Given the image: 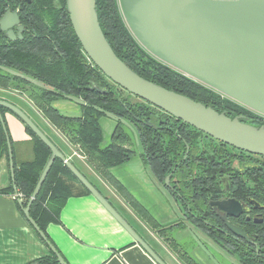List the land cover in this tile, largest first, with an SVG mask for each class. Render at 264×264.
I'll use <instances>...</instances> for the list:
<instances>
[{"label":"trees","instance_id":"1","mask_svg":"<svg viewBox=\"0 0 264 264\" xmlns=\"http://www.w3.org/2000/svg\"><path fill=\"white\" fill-rule=\"evenodd\" d=\"M95 3L106 41L138 76L218 113L224 112L231 119L240 116L243 123L264 126V117L150 56L127 29L117 0H95ZM6 10L18 12L23 32L22 39L16 41L7 40L0 32V90L17 93L25 99L107 181L113 180L110 168L139 158L179 204L185 221L235 255L240 264H264V157L220 143L136 97L138 101L131 102L132 95L127 92V96H122L120 91L124 90L108 80L84 54L71 27L66 0H0V17ZM59 100L78 101L79 117L59 113L52 106ZM5 113L11 112L0 107L5 126L4 131L0 123V158L8 156ZM105 116L116 117L117 121L107 144H103L99 123ZM121 119L135 127L140 151L133 149ZM24 128L30 136L33 156L16 165L13 162L15 189L11 186L1 190L15 194L20 208L26 206L50 156V150L41 140L27 126ZM166 176H169L168 186L164 184ZM224 178L228 180L227 191H224ZM87 194L64 163L55 159L30 205L29 215L45 234L48 224L58 223L68 198ZM223 197L238 201L249 198L263 207L259 210L260 223L243 220L239 226L250 242L220 229L221 221L211 211L209 202ZM130 205L145 221H150L141 206L132 201ZM151 225L159 234L165 233L158 224ZM185 255L187 264H196ZM29 264L58 263L51 253Z\"/></svg>","mask_w":264,"mask_h":264},{"label":"water","instance_id":"2","mask_svg":"<svg viewBox=\"0 0 264 264\" xmlns=\"http://www.w3.org/2000/svg\"><path fill=\"white\" fill-rule=\"evenodd\" d=\"M29 2V0H25ZM124 23L136 42L153 58L219 95L264 117V0H117ZM95 0H66L72 30L89 61L113 84L187 124L210 138L239 151L264 157V126L254 127L227 117L211 107L169 91L134 73L113 52L99 26ZM16 29V34L13 28ZM0 30L10 41L22 39L23 26L17 12L6 11ZM99 90V89H98ZM101 93L104 91L99 90ZM50 150V156L22 213L46 243L58 264H67L29 215V208L55 159L64 163L78 182L131 236L156 264L165 262L129 226L99 191L65 158L39 127L17 106L0 99ZM0 123L5 131L0 114ZM13 189L11 145L6 136ZM169 185V176L164 178ZM255 209L263 207L249 200ZM21 206V205H20ZM229 233L250 242L226 216L242 214L235 199L211 201ZM219 213H223L220 215ZM260 223L261 220H254Z\"/></svg>","mask_w":264,"mask_h":264},{"label":"crops","instance_id":"3","mask_svg":"<svg viewBox=\"0 0 264 264\" xmlns=\"http://www.w3.org/2000/svg\"><path fill=\"white\" fill-rule=\"evenodd\" d=\"M11 95V98L3 95L0 98L20 108L39 127L165 264H187L183 254L196 264H212L208 249L215 242L192 232L179 204L139 158L110 168L113 180L107 181L25 99ZM52 106L64 116L80 115L78 101L59 100ZM111 117L105 116V119L116 123ZM4 120L14 164L30 160L33 152L24 124L11 113H5ZM100 126L103 130L101 123ZM11 186L9 159L3 155L0 158V264H29L51 255V251L24 217L16 195L1 192ZM131 201L145 210L149 222L137 214ZM58 220L46 226L45 236L67 264H156L90 194L68 198ZM151 223L164 228L165 233L159 234ZM178 223L181 227L176 226ZM188 234L195 238L192 251L180 242Z\"/></svg>","mask_w":264,"mask_h":264},{"label":"rangeland","instance_id":"4","mask_svg":"<svg viewBox=\"0 0 264 264\" xmlns=\"http://www.w3.org/2000/svg\"><path fill=\"white\" fill-rule=\"evenodd\" d=\"M116 89L119 90L118 88H116ZM4 92H5V94L1 90L0 95H3L4 97H7V98H11V96H12L11 94H13V95L17 94V93H12V92H8V91H4ZM120 93L122 96H127V93L124 91H120ZM16 96H18V95H16ZM130 101L131 102H137L138 100L132 96V97H130ZM115 120H116V117L114 118V121ZM100 123L103 127V130H104L103 144H107V143H109L110 136H111L109 132L114 129L116 123L115 122H113V123L108 122L107 119H105V117L101 118ZM121 123H122L124 129L127 131V133L130 136L133 149H135L136 151H140L141 146H140V143L138 140V136H137V132H136L135 127L129 121H127L125 119H121ZM167 194H169L168 191H167ZM169 196H170V194H169ZM187 223H189V222H187ZM190 226H191L192 232H194V234L196 233L197 236H202V237L206 236L201 231L196 229L193 225L190 224ZM191 234L185 235L188 237H185L180 241L182 243L183 247L189 251H192L193 247L195 246V240H194L195 238ZM206 238H208V237L206 236ZM208 254L211 256V263L212 264H240V262L238 261V258L235 255H232V254L228 253L227 251L220 249V247L215 243H212L210 245V248L208 249Z\"/></svg>","mask_w":264,"mask_h":264},{"label":"flooded vegetation","instance_id":"5","mask_svg":"<svg viewBox=\"0 0 264 264\" xmlns=\"http://www.w3.org/2000/svg\"><path fill=\"white\" fill-rule=\"evenodd\" d=\"M6 11H8V10H6ZM5 11V12H6ZM10 11V10H9ZM4 12V13H5ZM11 12H17V11H11ZM17 14H18V12H17ZM4 15V14H3ZM2 15V16H3ZM1 16V17H2ZM1 17H0V19H1ZM19 17V16H18ZM21 24V23H20ZM13 30V32H14V34H16V29H15V27L12 29ZM0 32H2L1 30H0ZM3 34H4V36L6 37V34H5V32H2ZM6 39H7V37H6ZM8 40V39H7ZM16 40H19L18 38H16ZM15 40V41H16ZM10 41V40H9ZM222 182H223V184H224V186H225V189H224V191H227L228 189H229V185L227 184V182H228V180L226 179V178H224L223 180H222ZM226 199H235V198H232V197H223V198H219V199H216V200H214V201H220V200H226ZM236 200V199H235ZM249 198H247L245 201H238L240 204H241V206H242V209H243V212H242V214H240L238 217H230V216H226V221H228L229 223H231L232 225H234V226H237V227H239L241 224H242V221L244 220L245 222H253L254 224H257V223H255L254 222V220H259L260 219V212H259V210L258 209H254V207H253V205H251L250 204V202H249ZM210 208H211V211L213 212V214L215 215V216H217L218 218H219V216L217 215V211L214 209V207H211L210 206ZM220 215H223V213H219ZM220 219V218H219ZM220 221H221V223H220V229L222 230V231H224V232H229L228 231V228L226 227V225H225V222L224 221H222L221 219H220Z\"/></svg>","mask_w":264,"mask_h":264}]
</instances>
